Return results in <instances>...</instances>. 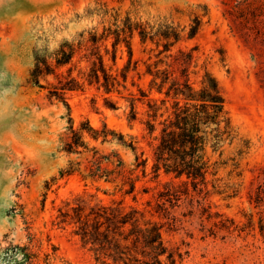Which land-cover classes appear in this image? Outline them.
I'll list each match as a JSON object with an SVG mask.
<instances>
[{"label":"rangeland","instance_id":"1","mask_svg":"<svg viewBox=\"0 0 264 264\" xmlns=\"http://www.w3.org/2000/svg\"><path fill=\"white\" fill-rule=\"evenodd\" d=\"M263 3L0 0V245H28L36 255L31 264H100L72 233V226L54 224L59 208L79 196L92 199L93 195L94 201L105 204L121 202L127 210L136 207L145 211L147 218L161 221L153 215L148 201L154 200L171 178L163 172L156 175L152 169L155 141L145 122L149 119V99L160 96L150 90L147 69L160 58L157 54L162 46L143 42L136 31L125 87L107 93L86 83L82 89L67 93L70 111L63 102L49 99L46 89L30 82L37 53L53 51L64 40L78 42L80 34L87 36L93 29L102 32L116 16H129L133 22H167L185 30L171 53L195 48L191 80L199 85L205 69L218 79L239 137L249 145L241 156L237 153L242 141L225 147L223 158L237 156L240 163L234 171L229 160L219 171V177L231 186L228 192L212 191L203 199L195 194L173 209L180 219L178 227L169 233L163 231V237L176 252V264H264V200L259 203L255 199L258 189L264 187V13L259 10ZM196 17L201 19L200 30L188 38ZM105 46L111 51L112 39L101 43V51L111 72L122 81L130 58L127 48H118L114 62ZM84 52L81 49L73 62L72 76L81 81L88 67L82 59ZM69 67L60 68L58 73L67 76ZM42 83L47 85L44 80ZM131 97L136 99L137 118L133 121L128 118ZM68 113L75 127L88 120L96 128L105 123L135 137L136 154L148 159L146 175L141 169L137 171L140 178L135 194L124 195L116 192L113 184L85 181L79 174L60 176L70 158L60 151ZM114 148L128 163L134 162L131 150L115 144L103 146L107 152ZM46 182L51 184L49 190Z\"/></svg>","mask_w":264,"mask_h":264},{"label":"trees","instance_id":"2","mask_svg":"<svg viewBox=\"0 0 264 264\" xmlns=\"http://www.w3.org/2000/svg\"><path fill=\"white\" fill-rule=\"evenodd\" d=\"M259 10L264 13L263 5ZM200 26L201 19H193L188 38H194ZM136 31L143 42L149 40L157 47L162 46L157 54L160 58L149 64L147 69L151 75L150 90H155L160 96L149 99V119L145 122L149 135L155 141L152 169L156 175L163 172L171 178L154 200L148 201L153 215L161 221L147 218L145 211L136 207L127 210L121 202L105 204L100 200L94 201L91 195L92 199L79 196L65 202L59 208L54 224L61 228L72 226V233L93 252L100 264H176V252L163 237V231L169 233L178 227L180 219L173 214V209L180 206L181 200L193 198L195 194L203 199L212 191L228 192L231 186L219 177V171L229 160L234 171L239 169L240 163L237 156L223 158L225 147L236 140L242 141L237 153L240 156L249 147L248 141L239 137L232 122L218 79L205 69L199 85L191 80L195 48L171 53L172 47L184 37L185 30L173 23L148 24L133 22L129 16L123 19L116 16L115 21L102 32L93 29L87 36L80 34L78 42L64 40L53 51L37 53L30 82L46 89L49 99L63 102L68 111L67 93L82 89L86 83L95 84L107 93L119 91L120 86L125 87L123 82L132 62L131 41ZM109 39H112V50L105 46V52L111 54L114 62L118 48L123 45L130 57L122 72V81L111 72L101 51V43ZM81 49L85 51L82 59L88 62L87 71L83 73L84 81L72 76L74 58ZM68 65V75L63 77L58 70ZM50 77L54 81H49ZM129 101L131 111L128 118L133 121L137 118L136 99L131 97ZM110 105L116 108L115 104ZM68 115L60 151L70 158L60 170V176L79 174L85 181L113 184L115 191L124 195L135 194L140 178L137 171L141 169L145 176L148 165L147 158L136 154L139 147L135 137L105 123L96 128L88 120L75 127L70 113ZM113 144L135 153L134 162L128 163L118 149L109 152L103 149V146ZM50 186V183H45L46 190ZM255 199L259 203L264 200V187L258 189ZM197 201L201 203V200ZM261 230L264 232V226ZM34 257L36 255L30 252L28 245H0V264H31Z\"/></svg>","mask_w":264,"mask_h":264}]
</instances>
